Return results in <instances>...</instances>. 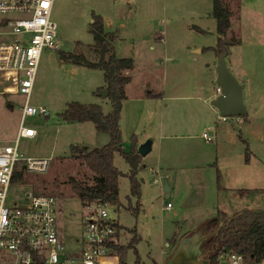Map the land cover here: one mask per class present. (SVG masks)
<instances>
[{
    "label": "rangeland",
    "instance_id": "374dc122",
    "mask_svg": "<svg viewBox=\"0 0 264 264\" xmlns=\"http://www.w3.org/2000/svg\"><path fill=\"white\" fill-rule=\"evenodd\" d=\"M225 4L233 16L232 31L223 38L227 44L224 61L242 84L248 115L241 120L222 121L211 106L218 87L211 0H55L51 20L60 49H45L41 54L29 100L31 105L46 107L48 115L26 119L25 126L35 128L37 134L19 144L25 157L46 158L50 163L45 174L25 173L17 180L8 190L9 200H22L29 193L54 196L59 238L66 247L80 239L84 210L68 182L73 178L91 184L94 175L70 147L84 150L88 141L101 148L109 136L91 129L90 122L66 124L57 114L72 101L99 104L107 114L111 103L98 96L104 89L100 87L106 85L103 71L63 62L59 56L71 53L97 60L89 29L94 15L102 19L105 31L113 32L116 57H129L135 63L134 87L129 94L135 96L143 88L160 93L152 103H126L121 114L122 144L127 151L133 136L136 147L138 139L156 141L143 160L146 167L137 174L138 198L129 193L128 165L118 154L114 157V166L124 175L118 181L120 204L112 206L110 213L126 229L121 239L124 245L139 238L134 248L127 249L124 264H136V259L139 264H152L153 260L165 264L178 239L194 231L199 219L207 221L216 208H227L229 195L220 193L218 187L227 189L230 179H235L236 164L250 167L251 176L259 169L262 175L255 178V184L264 188V0H225ZM198 49L203 50L195 53ZM4 86L0 78V146L14 139L24 99L4 93ZM201 106L214 111L208 115ZM207 127L213 128L211 144L202 138L209 132ZM159 129L174 136L163 140L161 148L157 144ZM194 165L197 171L190 176L183 174V168ZM159 167L158 176L168 174L172 179L168 181L173 187L169 198L159 183L152 182V170ZM167 167L173 170L167 173ZM260 197L256 204H264V195ZM167 203L173 208L166 210ZM173 234L176 236L170 240ZM161 252H167L166 256Z\"/></svg>",
    "mask_w": 264,
    "mask_h": 264
},
{
    "label": "built area",
    "instance_id": "2783aa9c",
    "mask_svg": "<svg viewBox=\"0 0 264 264\" xmlns=\"http://www.w3.org/2000/svg\"><path fill=\"white\" fill-rule=\"evenodd\" d=\"M54 1L0 0V78L10 84L4 93L24 97L14 139L0 147V264H120L122 231L110 213L114 205L107 201L83 204L81 237L68 248L59 238L54 196L29 193L22 200L8 198L16 171L22 176L45 174L50 163L46 158L25 157L19 144L36 134L35 128L25 126L26 119L48 115L45 107L31 105L29 100L41 54L45 49H60L51 20ZM202 137L211 143L210 134ZM155 174L154 185L160 182ZM170 207L167 203L166 208ZM215 258L211 264H264V252L250 257L221 249Z\"/></svg>",
    "mask_w": 264,
    "mask_h": 264
},
{
    "label": "trees",
    "instance_id": "16d2710c",
    "mask_svg": "<svg viewBox=\"0 0 264 264\" xmlns=\"http://www.w3.org/2000/svg\"><path fill=\"white\" fill-rule=\"evenodd\" d=\"M211 15L216 26V46L212 48L218 57L226 53L227 44L223 38L231 29V8L225 4V0H211ZM93 37L94 51L97 53L96 61H88L81 55L71 53H61L59 59L63 62H71L74 65L85 66L89 69L103 71V79L106 83V98L111 103V111L102 113L100 106L94 104H80L78 102H68L65 109L57 114L58 118L65 123H86L91 122L98 133L109 136L108 142L100 149H92L85 153L84 150L76 146H71L70 150L75 151L85 164V167L92 172L93 180L91 184L84 185L75 179H69V186L81 204L90 201L108 202L111 205H119L118 180L123 174L116 169L113 164L115 154L121 156L128 165L130 196L139 197L140 188L137 174L141 167V156L136 149V140L131 137V144L128 151L122 147V135L120 134V112L122 101L125 99V86L130 83L131 77L128 72L134 67L131 58H117L112 43L115 39L113 33L105 32L102 19L93 16L89 26ZM232 43H236L235 40ZM146 93L147 98H157ZM246 118V117H242ZM242 142H244L242 140ZM22 173L15 172L13 183L22 180ZM129 201V198H128ZM137 214V208L134 209ZM230 217H214L211 221L210 230H214L220 225L226 226ZM216 243L213 245L212 253L209 255L210 264L216 260V255L221 249L235 251L244 256H258L264 252V209L260 211H241L233 215L227 228H222L214 237ZM136 238H132L126 247L118 250L119 263L124 264L127 249L134 248L137 243Z\"/></svg>",
    "mask_w": 264,
    "mask_h": 264
},
{
    "label": "water",
    "instance_id": "95a60500",
    "mask_svg": "<svg viewBox=\"0 0 264 264\" xmlns=\"http://www.w3.org/2000/svg\"><path fill=\"white\" fill-rule=\"evenodd\" d=\"M225 57L226 53H222L217 58L215 75L219 93L211 101V106L217 110L221 118L246 117L247 111L242 96V85L232 76L226 65V61H224ZM98 96L106 98L107 90H100ZM150 149L151 142L150 140H146L138 146L137 152L139 156L145 157L150 153ZM90 151H92V148L85 149L86 154ZM162 187L165 198H169L170 187H168L166 179H163ZM232 218L233 215H231L226 226L220 225L211 231L208 228H210L213 219L204 221L194 231L181 236L171 253L166 256L165 264H210L211 258H209V255L212 251L207 254V248L211 247L210 244L214 241V237L219 231L229 226Z\"/></svg>",
    "mask_w": 264,
    "mask_h": 264
},
{
    "label": "crops",
    "instance_id": "0c3cea01",
    "mask_svg": "<svg viewBox=\"0 0 264 264\" xmlns=\"http://www.w3.org/2000/svg\"><path fill=\"white\" fill-rule=\"evenodd\" d=\"M243 0H241V2H242ZM232 11V10H231ZM232 16H233V11H232ZM232 18V17H231ZM230 22H231V20H230ZM238 22V21H237ZM231 31H232V27H231ZM105 32H107V33H113V32H109V31H105ZM236 33H238V29H236ZM203 49H198V50H195L194 52L195 53H200L201 51H202ZM216 55V54H215ZM217 57V56H216ZM121 58H123V57H121ZM124 58H128V57H124ZM227 65V64H226ZM134 71H135V63H134V67L128 72V74L130 75V77H131V82L130 83H128L126 86H125V99L122 101V107H121V112H120V117H121V114H122V112H123V109H124V105L126 104V103H129V102H132V101H136L137 103H139V102H150V103H152V102H154L155 100H156V97L155 98H147L146 97V93H150V95H153V96H155V95H157V94H159V96H160V93H158V92H153L152 90L150 91H146L145 90V88H143V89H141L140 91H139V93L137 94V95H135V96H132V95H130L129 94V90H132V88L134 87L133 86V84H134V82H133V75H134ZM3 81V80H2ZM3 83L6 85V86H4V87H7V86H9L10 84H8L7 82H4L3 81ZM8 84V85H7ZM242 85V84H241ZM3 87V88H4ZM101 89H105V85H103V87H100ZM216 89H217V87H216ZM216 91V90H215ZM217 94V93H216ZM10 95H14V94H10ZM161 100H163V98L161 99ZM72 102H74V101H72ZM78 103H80V102H78ZM81 104V103H80ZM85 104H87V103H85ZM84 104V105H85ZM90 104H93V103H90ZM94 105H98V106H100L99 104H94ZM8 107H11L10 105H8ZM44 107V106H43ZM165 107H166V105L163 107H161V109L160 110H162V108L163 109H165ZM202 107V109L206 112V111H208V115H211L210 113L212 112V110L214 111V109H212L210 112H209V110H208V108L206 107V106H201ZM46 108V107H45ZM102 110V109H101ZM48 112V111H47ZM248 115V114H247ZM247 115H246V117H247ZM221 119V118H220ZM241 120V119H246V118H238L237 120ZM227 121V120H226ZM86 123H89V121H86ZM86 123H70V124H86ZM91 123V122H90ZM121 123H122V117L120 118V123H119V128H120V134H121ZM67 124V123H66ZM91 125H93V124H91ZM91 127V129H95L94 128V125L93 126H90ZM36 130V129H35ZM207 130L209 131L208 132V134H210V136H212V141H213V133L211 132V131H213V128H209L208 129V127H207ZM16 133V132H15ZM36 134H37V131H36ZM36 134L34 135V137L33 138H35V136H36ZM131 134H133V133H131ZM204 134V133H203ZM203 134H202V136H203ZM15 136V135H14ZM174 138V136L172 135V134H167V133H165V130H160L159 129V132H158V142H157V144H158V148L160 147H162V144H161V142L163 141V140H166V139H173ZM203 138V137H202ZM144 139V138H143ZM143 139H140V141H139V139H138V141H137V147H136V149L138 148V146H140V144L141 143H143ZM147 140H150V142H151V149H150V153H151V151H152V147L154 146V144H155V139L153 138V140H151V139H147ZM212 141H211V143H212ZM145 142V141H144ZM205 143H207V142H205ZM211 143H207V144H211ZM105 145V144H104ZM1 147V146H0ZM89 147H91L92 149H100V148H95V147H93L92 145H91V143H89L88 141L86 142V148L85 149H87V148H89ZM122 147H123V144H122ZM102 148V147H101ZM85 149H84V151H85ZM123 149L125 150V151H127V147H123ZM150 153H148L147 155H149ZM146 155V156H147ZM145 156V157H146ZM115 157V156H114ZM145 157H141V167H140V169H139V172L141 171V169L142 168H145L146 166L143 164V160H144V158ZM31 158H33V157H31ZM231 163V162H230ZM230 163H229V165H230ZM257 163H258V161H257ZM113 164H114V159H113ZM236 170H237V176L235 177V179H230V181H229V184H228V187H227V189L226 188H223V187H218V190H221L220 191V193H222V191H224V194L225 195H229V197H227L228 199H229V204H228V206H227V208L226 209H224V211H222L221 209H220V207H218V208H216V214L213 216V217H219V218H222V217H224L225 215H227V216H229V217H231V215H234V214H236V213H238V212H241V211H260V210H263L264 209V204H256L257 202L258 203H260L259 202V199L261 198L260 196H262V194L264 195V188H259V186H257L256 184H255V178H257V179H260V175H262V172L258 169V172H256L253 176H251V174H250V167H247L246 165H238V164H236ZM258 168V167H257ZM255 169V168H254ZM253 169V170H254ZM152 170V169H151ZM164 170H167V173L168 172H171L173 169H168V167L166 168V169H164ZM194 171H197V166L196 165H194V167H192V168H183L182 169V172H183V174L184 175H192L193 174V172ZM129 172V171H128ZM127 172V173H128ZM138 172V174L140 175V173ZM159 172H161V167H159V169L158 170H152V173H156L155 175H156V177H158V179L160 178V182H159V184H160V188H162V192H163V194L165 195V193H164V190H163V187H162V179H166L167 180V184H168V187H170V193L173 191V187L168 183V181H170V180H172L171 179V176L170 175H168V174H164V175H159L158 176V174H159ZM181 172V171H180ZM255 172V171H254ZM122 173V172H121ZM127 173H126V175H127ZM123 175H124V173H122ZM164 177V178H161V177ZM250 178V180H248ZM120 179V178H119ZM119 181V180H118ZM142 181V180H141ZM246 181V182H245ZM248 183H252V184H248ZM261 182H258V184H260ZM248 184V185H247ZM118 186H119V184H118ZM170 193H169V196H170ZM252 194H254L255 196H257V197H253V198H251L249 195H252ZM82 205V204H81ZM254 205V206H253ZM260 205L262 206L261 208H260ZM137 208V210H138V206L136 207ZM135 208V209H136ZM173 208V206H171L170 208H166L165 207V209L166 210H169V209H172ZM134 210V209H133ZM211 219H213V218H211ZM201 219H199V222H200V224L201 223H203L205 220H203V221H200ZM210 220V219H209ZM119 223V222H118ZM120 226H121V224H120ZM121 236H120V238L122 239V237H123V235H124V232H126V229L125 228H123L122 226H121ZM176 236V234H173V236L170 238V240L172 239V238H174ZM131 240V239H130ZM129 240V241H130ZM136 242L138 243V240H139V238H136ZM122 242V241H121ZM123 243V242H122ZM136 243V244H137ZM129 243H125V245L123 244V247H126L127 245H128ZM135 244V245H136ZM134 245V246H135ZM127 253V252H126ZM166 254H167V252H161V255H165L166 256ZM137 261H136V264H139V259H136ZM152 264H158V263H156L154 260H153V262H152ZM161 264H163V263H161Z\"/></svg>",
    "mask_w": 264,
    "mask_h": 264
},
{
    "label": "flooded vegetation",
    "instance_id": "af4514ba",
    "mask_svg": "<svg viewBox=\"0 0 264 264\" xmlns=\"http://www.w3.org/2000/svg\"><path fill=\"white\" fill-rule=\"evenodd\" d=\"M215 243H216V240H214V241L210 244L211 247H210L209 249L207 248V251H206L207 254H209V253L212 251V249H211V248H212V245H214Z\"/></svg>",
    "mask_w": 264,
    "mask_h": 264
}]
</instances>
